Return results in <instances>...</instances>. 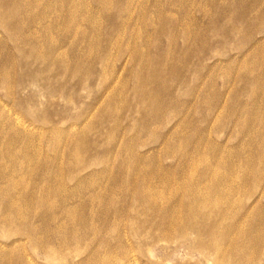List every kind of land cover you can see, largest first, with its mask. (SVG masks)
Here are the masks:
<instances>
[{"label": "rangeland", "instance_id": "1", "mask_svg": "<svg viewBox=\"0 0 264 264\" xmlns=\"http://www.w3.org/2000/svg\"><path fill=\"white\" fill-rule=\"evenodd\" d=\"M0 264H264V0H0Z\"/></svg>", "mask_w": 264, "mask_h": 264}]
</instances>
